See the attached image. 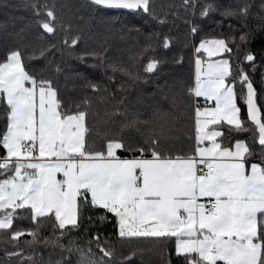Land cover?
Here are the masks:
<instances>
[{"label": "snow or ice", "instance_id": "obj_1", "mask_svg": "<svg viewBox=\"0 0 264 264\" xmlns=\"http://www.w3.org/2000/svg\"><path fill=\"white\" fill-rule=\"evenodd\" d=\"M90 2L106 9L150 12V0ZM24 3L39 15L36 0ZM249 7L244 4L222 15L246 17ZM210 10L211 6L206 7L201 15ZM46 14L48 19L40 26L54 33V12L47 9ZM196 31L193 25L191 32ZM239 40L246 43L248 34H240ZM76 42L73 39L71 44ZM208 44L216 45L218 53L231 51L223 39L204 40L196 51L211 55ZM168 46L165 38L164 47ZM245 59L252 62L255 57L248 53ZM158 63L150 60L144 71L152 73ZM200 65L197 59L191 92L215 103L210 109H195L196 146L191 154L164 156L155 139L146 148L118 138L109 139L105 151L90 152L85 141L86 112L62 111L51 82H37L25 70L21 52L11 51L6 61L0 62V103L6 105L7 119L6 130L0 134L4 149L0 155V231L9 232L12 242L24 235L36 242L37 231L14 228L18 210H25L37 227L43 218L54 217L62 236L64 230L79 226L82 205H90L105 213L98 218L100 222L107 214L116 218L121 237H175L176 254L187 264H264V161L248 168L253 152L247 142L237 140L234 146L226 147L218 141L223 133L217 126L222 124L235 132L249 129L239 115L237 81L227 80L231 75L228 60L210 64L204 78ZM239 83L246 88L242 96L254 142L264 150V114L256 104L253 83L243 70L239 71ZM120 150L139 155L121 159ZM146 152L151 158H145ZM58 174L63 178L58 179ZM94 239L98 242L99 236ZM100 251L111 257L102 246ZM80 264L98 262L82 255ZM99 264H104L103 260Z\"/></svg>", "mask_w": 264, "mask_h": 264}, {"label": "trees", "instance_id": "obj_2", "mask_svg": "<svg viewBox=\"0 0 264 264\" xmlns=\"http://www.w3.org/2000/svg\"><path fill=\"white\" fill-rule=\"evenodd\" d=\"M36 3L39 15L24 0H0V62L11 51L19 50L25 70L37 82H51L62 111L86 112L88 151H105L112 138L146 148L155 139L158 151L174 155L169 148L164 152V147L181 137L187 141L198 103L191 94L194 48L201 40L223 39L231 49L222 52L230 65L227 80L237 81L239 115L249 131L235 132L222 124L218 129L223 136L218 141L222 146L245 141L253 152L248 158L264 161V150L254 142L242 96L246 88L239 83V71L243 70L253 83L256 104L264 114V0H191L188 4L184 0H150L149 13L106 9L90 0ZM244 4L250 5L246 17L222 15ZM208 6L211 10L202 16ZM47 9L56 17L54 33L40 26L48 19ZM193 25L195 34L191 32ZM242 33L248 34L246 43L239 40ZM73 39L75 45L71 44ZM248 53L254 55V61L245 59ZM152 59L158 66L146 73L145 66ZM6 125V105L0 103V134ZM3 153L0 147V155ZM138 155L118 152L120 158ZM145 157H151L150 152ZM104 215L100 209L82 205L79 226L64 230L61 236L54 217L43 218L37 227L27 211L18 210L14 228L37 231V241L31 242L32 237L24 235L12 242L9 232L0 231V264H80L82 255L98 264L101 260L104 264H187L183 256L174 253L173 237H121L116 218L107 214L100 222L98 218ZM97 235L98 242L94 239ZM100 246L111 257H104ZM18 251L21 255H9Z\"/></svg>", "mask_w": 264, "mask_h": 264}, {"label": "crops", "instance_id": "obj_3", "mask_svg": "<svg viewBox=\"0 0 264 264\" xmlns=\"http://www.w3.org/2000/svg\"><path fill=\"white\" fill-rule=\"evenodd\" d=\"M213 39H210L209 41H212ZM204 41V40H201L199 41L194 50H195V55L193 57V82H192V88L193 89L195 87V83H196V75H197V66H196V60L197 59H200L201 61V65H200V69H201V77L204 78L208 72V66L210 64H214V63H219V62H222L223 60H226L225 58L222 57V52H216L215 49H216V45L214 44H208L207 47L209 48V50L211 51V55H209V52H206L204 50H201L199 53L196 51V49L199 47L200 43ZM6 61V60H5ZM26 86H31V85H28L26 84ZM192 94V92H191ZM192 97L194 100H196V103L197 102H200V101H203L205 102L204 104H199L197 103V105L194 106V109H193V120H192V123L189 127V132L186 134V137H187V141H185L184 138L181 137V139H183V144L181 145L179 143V141L181 140H176V142L174 144H172L171 146L169 147H164V152L167 150V148H169L170 152H173L174 155H165V156H177V155H189L193 152V149L194 147L196 146V143H195V109L197 106H199L202 110L204 108H212L214 107V101H211V100H206L205 98L203 97H195L194 94H192ZM224 125H227V124H224ZM228 126V125H227ZM6 130V129H5ZM217 130L218 129V126H217ZM237 140L231 142L228 146L226 147H232L234 146L235 142ZM145 158H151V157H145ZM121 159H131V158H121ZM248 165L247 167L250 168V165L251 163H259L258 161H255L253 159H249L248 158ZM57 178L58 179H62L63 177L58 174L57 175ZM201 202H205L204 200H201ZM117 222V220H116ZM117 228H118V225H117ZM119 230V229H118ZM175 246H176V238L173 237V249H174V253L176 254V250H175ZM218 264H222V262H218Z\"/></svg>", "mask_w": 264, "mask_h": 264}, {"label": "rangeland", "instance_id": "obj_4", "mask_svg": "<svg viewBox=\"0 0 264 264\" xmlns=\"http://www.w3.org/2000/svg\"><path fill=\"white\" fill-rule=\"evenodd\" d=\"M120 121L119 120H117V127H119L120 126ZM179 143L182 145L183 144V139H181L180 141H179Z\"/></svg>", "mask_w": 264, "mask_h": 264}, {"label": "built area", "instance_id": "obj_5", "mask_svg": "<svg viewBox=\"0 0 264 264\" xmlns=\"http://www.w3.org/2000/svg\"><path fill=\"white\" fill-rule=\"evenodd\" d=\"M199 104H204L205 102H203V101H200V102H198Z\"/></svg>", "mask_w": 264, "mask_h": 264}, {"label": "water", "instance_id": "obj_6", "mask_svg": "<svg viewBox=\"0 0 264 264\" xmlns=\"http://www.w3.org/2000/svg\"><path fill=\"white\" fill-rule=\"evenodd\" d=\"M246 108H247V106H246Z\"/></svg>", "mask_w": 264, "mask_h": 264}]
</instances>
